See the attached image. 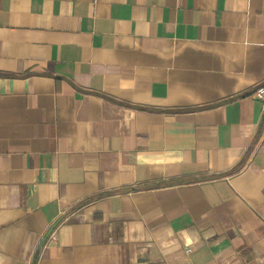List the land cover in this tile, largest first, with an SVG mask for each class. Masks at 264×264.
<instances>
[{
    "label": "crops",
    "instance_id": "obj_1",
    "mask_svg": "<svg viewBox=\"0 0 264 264\" xmlns=\"http://www.w3.org/2000/svg\"><path fill=\"white\" fill-rule=\"evenodd\" d=\"M258 88L264 0H0V264H264Z\"/></svg>",
    "mask_w": 264,
    "mask_h": 264
},
{
    "label": "built area",
    "instance_id": "obj_2",
    "mask_svg": "<svg viewBox=\"0 0 264 264\" xmlns=\"http://www.w3.org/2000/svg\"><path fill=\"white\" fill-rule=\"evenodd\" d=\"M256 95L264 101V88H258L256 91ZM52 239H56V236H53ZM138 264H161V263H155V262H139Z\"/></svg>",
    "mask_w": 264,
    "mask_h": 264
}]
</instances>
